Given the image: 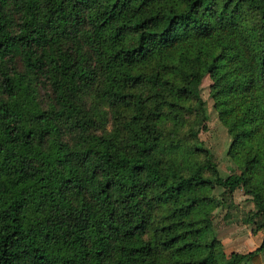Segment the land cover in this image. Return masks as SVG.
Masks as SVG:
<instances>
[{
    "label": "trees",
    "instance_id": "16d2710c",
    "mask_svg": "<svg viewBox=\"0 0 264 264\" xmlns=\"http://www.w3.org/2000/svg\"><path fill=\"white\" fill-rule=\"evenodd\" d=\"M205 74L232 145L256 142L240 175L206 156L188 176L161 168L164 93L197 103ZM92 88L114 134L75 101ZM258 110L264 0H0V264H260L264 240L216 261L191 220L215 187L242 190L264 225Z\"/></svg>",
    "mask_w": 264,
    "mask_h": 264
},
{
    "label": "rangeland",
    "instance_id": "374dc122",
    "mask_svg": "<svg viewBox=\"0 0 264 264\" xmlns=\"http://www.w3.org/2000/svg\"><path fill=\"white\" fill-rule=\"evenodd\" d=\"M13 64L17 72L23 70L19 59L14 58ZM144 70L146 71V68ZM139 71L138 68L137 72ZM211 85L210 77L205 74L197 87V103L193 99L175 97L168 91L164 93L167 103L162 105V115L157 125L161 133L160 148L157 151L163 171L170 166L171 171L188 176L203 166L206 156L220 177L244 173L241 165L246 153L245 144L254 146L256 142L246 141L247 143L243 142L240 146L232 145L234 141L227 125L233 121L234 116H225V112L232 110L225 104L228 96L215 101L211 95ZM37 95L40 100L46 99L45 91L38 88ZM75 101L82 112L94 120L91 133L107 136L116 132L108 105L99 95H95L93 88L90 91H80ZM263 116L264 110H258L252 119L254 125L261 126L258 139L253 137L260 145L264 144V137H261L264 133ZM258 170L253 172L252 177ZM201 173L209 175L207 171ZM195 195L204 197V201L197 207L191 220L195 227L201 229L200 246L208 245L211 240L215 241L212 253L216 261H219L222 255L225 259L230 253L251 252L264 240L261 217L255 213L249 197L242 190L237 189L227 194L219 188H204L195 192ZM261 258L264 263L263 254Z\"/></svg>",
    "mask_w": 264,
    "mask_h": 264
},
{
    "label": "crops",
    "instance_id": "0c3cea01",
    "mask_svg": "<svg viewBox=\"0 0 264 264\" xmlns=\"http://www.w3.org/2000/svg\"><path fill=\"white\" fill-rule=\"evenodd\" d=\"M260 264H264L262 261H261V263Z\"/></svg>",
    "mask_w": 264,
    "mask_h": 264
}]
</instances>
